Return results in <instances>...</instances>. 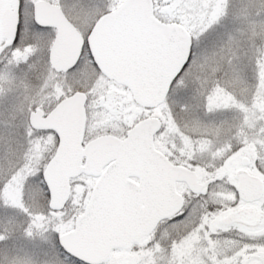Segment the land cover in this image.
Segmentation results:
<instances>
[{
	"label": "snow or ice",
	"instance_id": "snow-or-ice-1",
	"mask_svg": "<svg viewBox=\"0 0 264 264\" xmlns=\"http://www.w3.org/2000/svg\"><path fill=\"white\" fill-rule=\"evenodd\" d=\"M0 264H264V0H0Z\"/></svg>",
	"mask_w": 264,
	"mask_h": 264
}]
</instances>
